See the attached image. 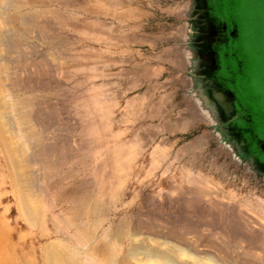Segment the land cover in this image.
Segmentation results:
<instances>
[{
  "label": "rangeland",
  "instance_id": "1",
  "mask_svg": "<svg viewBox=\"0 0 264 264\" xmlns=\"http://www.w3.org/2000/svg\"><path fill=\"white\" fill-rule=\"evenodd\" d=\"M195 1L0 0V33L6 14L10 29L0 43L2 95L11 94L31 138L30 167L46 181L35 187L47 216L73 210L76 198L50 200L76 191L101 201L104 229L114 223L138 229L136 242L154 245L139 229L162 226L202 257L250 255L264 264V179L216 135L186 73L190 20L197 13L204 18ZM224 7L238 26L246 73L264 107V0H225ZM232 59L231 74L245 97L242 57ZM243 104L251 128L240 119L235 125L264 140V120L254 126L255 109ZM7 175L0 153V184ZM5 191L0 218L10 206ZM16 217L2 222L17 230Z\"/></svg>",
  "mask_w": 264,
  "mask_h": 264
},
{
  "label": "bare ground",
  "instance_id": "2",
  "mask_svg": "<svg viewBox=\"0 0 264 264\" xmlns=\"http://www.w3.org/2000/svg\"><path fill=\"white\" fill-rule=\"evenodd\" d=\"M3 17L6 34L5 32L0 33V43L7 39L8 31H10L7 25L8 14ZM2 88L0 86V153L6 160L8 181L0 184V197L6 190V194L10 197L4 200L10 206H6L4 212L16 213L14 223L17 222L19 225L17 230L25 229L31 235L28 237L25 234L20 235V231L16 229L9 230L8 223L2 222L8 214H3V218H0V264H149L154 260L157 261L154 264H207L204 260L210 261V264H260L250 255H238L233 258L226 255L209 256L208 254L202 257L197 255L198 253L195 254L192 250L194 246L182 241L175 231L160 225L161 230H156V232L148 231L145 225H142L143 228L139 227V230L146 231L144 232L146 239L149 238L148 240L154 245L146 241L136 242L138 229H133V232L125 225L120 226L119 223H114L104 229L105 209L101 201L91 202L76 191L71 196L69 193L66 196L61 193L50 200L54 203L59 200L67 201V199L76 198L79 201L73 210L61 211L56 217L47 216L40 208V198L37 197L36 192L38 189L35 187L38 185L39 190L42 189L46 181L42 173L34 174V170L30 167V162H33L31 138L22 127L23 120L16 110L13 97L10 93L3 97ZM7 183L9 188H4L3 186ZM52 188L51 184L48 185V190ZM1 199L3 198H0V202L4 203ZM174 218L176 224V220L179 221V219ZM179 229L183 228L180 226ZM185 251L188 253L187 259L181 258ZM84 259H88L89 262L85 263Z\"/></svg>",
  "mask_w": 264,
  "mask_h": 264
},
{
  "label": "water",
  "instance_id": "3",
  "mask_svg": "<svg viewBox=\"0 0 264 264\" xmlns=\"http://www.w3.org/2000/svg\"><path fill=\"white\" fill-rule=\"evenodd\" d=\"M195 5H197V11L203 9L205 13V0H197ZM196 15L190 20L193 35L188 42L184 43V46L191 53L190 68L192 70L186 73L192 81V93L198 109L213 124L214 131L220 140L234 151V157L248 163L256 175L264 179V163L254 156L243 138L244 133L251 134V130L240 129L235 125L239 119L249 122V116L238 102L234 92L220 82L216 74L220 66L213 45L216 42L220 43V40L215 34L213 28L215 25L212 26L213 21L207 14L199 20L198 13ZM257 138L256 136L254 139L257 140ZM256 150L264 156L263 140H257Z\"/></svg>",
  "mask_w": 264,
  "mask_h": 264
},
{
  "label": "flooded vegetation",
  "instance_id": "4",
  "mask_svg": "<svg viewBox=\"0 0 264 264\" xmlns=\"http://www.w3.org/2000/svg\"><path fill=\"white\" fill-rule=\"evenodd\" d=\"M205 3V13L202 11L203 9H201V11L204 14H207L208 18L213 21L212 26L215 25L213 28L215 30V34L219 36L218 40H220V43L216 42L213 45V50L217 55V60L220 66L219 70L216 73L217 77L219 78V81L222 82L230 91L234 92L238 102L244 108V104L237 92V81L231 74V66L229 64V62L231 61L230 57L233 56L230 52L234 48L235 41L239 35L238 26L233 19H230L228 10L224 7L225 0H205ZM248 116L249 122L242 120H240L239 122L241 126H248L251 128L252 118L250 115ZM256 136L258 137L257 140H263V138H260L257 134ZM245 138L247 140L249 150L253 152L256 158L258 157V160L264 163V156L256 150L257 140H254L249 134H246Z\"/></svg>",
  "mask_w": 264,
  "mask_h": 264
},
{
  "label": "trees",
  "instance_id": "5",
  "mask_svg": "<svg viewBox=\"0 0 264 264\" xmlns=\"http://www.w3.org/2000/svg\"><path fill=\"white\" fill-rule=\"evenodd\" d=\"M239 35L235 41V46L234 48H239L238 50H235V57H230L233 58L232 60L235 62H240L241 61V73L240 75L242 76V79L240 80L239 84L240 86L245 85V87L242 88V90L245 91V97L242 96V93L239 91V89L237 90L238 95L241 99L242 102H244L249 108H254V110L252 109V112L256 115V120H254V126H256L257 122H261L262 120H264V107L262 105V97L259 95V93L254 89V85L252 82H250V75L246 73L247 69H248V62L247 60H245V50L242 48L241 45V41L239 43ZM238 57H242V59L239 61ZM245 59H244V58ZM237 60V61H236ZM237 64V63H236ZM249 75V76H248ZM238 83V82H237ZM243 91V92H244Z\"/></svg>",
  "mask_w": 264,
  "mask_h": 264
}]
</instances>
